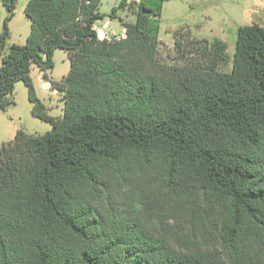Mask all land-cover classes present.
Masks as SVG:
<instances>
[{"label": "trees", "instance_id": "1", "mask_svg": "<svg viewBox=\"0 0 264 264\" xmlns=\"http://www.w3.org/2000/svg\"><path fill=\"white\" fill-rule=\"evenodd\" d=\"M18 1L2 0L0 108L21 79L53 128L0 143V264H264V27H239L224 71L219 38L194 41L198 61L158 59L164 0H122L124 36L104 38L101 0H29L26 43L8 45ZM57 49L60 116L31 76Z\"/></svg>", "mask_w": 264, "mask_h": 264}, {"label": "rangeland", "instance_id": "2", "mask_svg": "<svg viewBox=\"0 0 264 264\" xmlns=\"http://www.w3.org/2000/svg\"><path fill=\"white\" fill-rule=\"evenodd\" d=\"M19 0L16 14L9 22L10 39L13 43L24 44L30 33L31 22L25 14L24 2ZM122 0H101L99 12L104 15L96 21V29L103 30L105 37L120 36L123 25L118 18H111L112 8ZM142 0H127L128 4L140 3ZM145 4L156 8L160 0H143ZM119 14L129 21H135L136 15L128 8L121 9ZM7 16L5 6L0 0V34L3 31ZM159 23L158 59L168 65H184L193 60L198 61V52L192 48L194 41L214 38L224 40L228 44L231 62L220 69L231 71L232 58L236 49V40L240 26L258 23L264 27V0H164L161 3ZM102 37V35H101ZM176 40L182 47L175 45ZM2 57L0 55V66ZM71 62L69 53L57 49L54 54V67L41 70L36 64L31 67V76L36 95L54 116L62 115L64 102L62 93L49 87L42 90L41 83L47 79L61 80L69 72ZM12 103L7 108H0V143L13 140L16 132L23 129L29 134L38 135L53 128V124L35 116L32 112L33 103L29 97V88L21 79L15 83L14 91L9 95Z\"/></svg>", "mask_w": 264, "mask_h": 264}, {"label": "built area", "instance_id": "3", "mask_svg": "<svg viewBox=\"0 0 264 264\" xmlns=\"http://www.w3.org/2000/svg\"><path fill=\"white\" fill-rule=\"evenodd\" d=\"M98 31H99V30H98ZM101 35H102V37H101ZM99 36H100L101 38H104V37L106 36V34H105V32H104L103 30H100V34H99ZM49 87H52V82H51V80H49V79H47L45 82L41 83V85H40V88H41L42 90L48 89Z\"/></svg>", "mask_w": 264, "mask_h": 264}, {"label": "crops", "instance_id": "4", "mask_svg": "<svg viewBox=\"0 0 264 264\" xmlns=\"http://www.w3.org/2000/svg\"><path fill=\"white\" fill-rule=\"evenodd\" d=\"M28 1H29V0H26V1L24 2V7L26 6V4H27ZM124 32H125V29H123V32H122V34H121L120 36H124Z\"/></svg>", "mask_w": 264, "mask_h": 264}, {"label": "water", "instance_id": "5", "mask_svg": "<svg viewBox=\"0 0 264 264\" xmlns=\"http://www.w3.org/2000/svg\"><path fill=\"white\" fill-rule=\"evenodd\" d=\"M144 11V10H143Z\"/></svg>", "mask_w": 264, "mask_h": 264}]
</instances>
